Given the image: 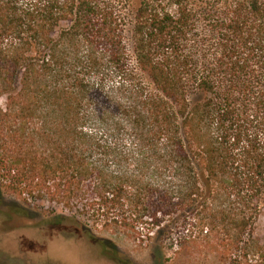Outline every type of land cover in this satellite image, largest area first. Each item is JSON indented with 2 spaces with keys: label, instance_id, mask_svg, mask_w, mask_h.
<instances>
[{
  "label": "trees",
  "instance_id": "16d2710c",
  "mask_svg": "<svg viewBox=\"0 0 264 264\" xmlns=\"http://www.w3.org/2000/svg\"><path fill=\"white\" fill-rule=\"evenodd\" d=\"M132 5L0 0V190L264 264V0Z\"/></svg>",
  "mask_w": 264,
  "mask_h": 264
},
{
  "label": "rangeland",
  "instance_id": "374dc122",
  "mask_svg": "<svg viewBox=\"0 0 264 264\" xmlns=\"http://www.w3.org/2000/svg\"><path fill=\"white\" fill-rule=\"evenodd\" d=\"M139 6L140 0H133V12ZM129 45H133L131 39ZM26 198L27 202L0 190V264L6 259L12 262L7 264L216 263L198 253L177 255L175 234L183 231L179 225L161 247L131 231L89 223L79 212L49 200ZM256 233L264 236L263 218Z\"/></svg>",
  "mask_w": 264,
  "mask_h": 264
},
{
  "label": "flooded vegetation",
  "instance_id": "af4514ba",
  "mask_svg": "<svg viewBox=\"0 0 264 264\" xmlns=\"http://www.w3.org/2000/svg\"><path fill=\"white\" fill-rule=\"evenodd\" d=\"M14 259H15V258H14ZM4 262H5V264H7L8 259H6ZM14 262H15V260H14ZM8 263H12V262H8Z\"/></svg>",
  "mask_w": 264,
  "mask_h": 264
}]
</instances>
